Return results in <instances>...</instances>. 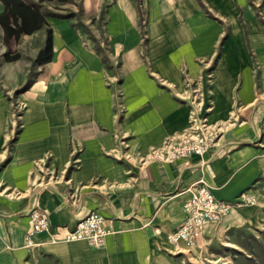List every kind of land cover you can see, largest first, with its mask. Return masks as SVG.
Masks as SVG:
<instances>
[{"label":"crops","instance_id":"0c3cea01","mask_svg":"<svg viewBox=\"0 0 264 264\" xmlns=\"http://www.w3.org/2000/svg\"><path fill=\"white\" fill-rule=\"evenodd\" d=\"M104 2L103 43L48 16L52 57L20 95L21 127L0 170V264H203L217 245L264 225V1L84 6L96 13ZM192 82L214 104L216 144L204 156L144 160L187 127ZM3 100L0 135L12 111ZM200 179L219 199L250 190L259 201L207 222L193 249L177 248L168 236ZM34 207L50 228L28 245ZM92 211L113 230L105 244L63 240Z\"/></svg>","mask_w":264,"mask_h":264},{"label":"rangeland","instance_id":"374dc122","mask_svg":"<svg viewBox=\"0 0 264 264\" xmlns=\"http://www.w3.org/2000/svg\"><path fill=\"white\" fill-rule=\"evenodd\" d=\"M262 1L264 0H261V5ZM43 5L45 9L63 15L65 19H70L72 25L75 24L76 29L80 30L87 40L97 43L105 41L103 29L105 2L96 13L84 6V0H55L45 2ZM53 17L60 18L50 16V18ZM140 24L142 29H145L144 16ZM46 36L47 30L42 29L20 38H7L0 25V93L4 103L12 104V111L8 119L4 120V132L0 135V170L11 157L14 142L21 127L20 116L24 106L19 98L37 76L39 68L35 65L34 59L45 42ZM188 88L186 100L190 108L195 107L197 115L208 117L214 104L206 95L205 85L198 87L196 82H192ZM196 94H199L197 98H195ZM209 123L215 131H218L219 136L220 126L210 120ZM214 249L216 254L210 256V260H205L203 264H264V225L241 233L240 238L236 239L234 244H219Z\"/></svg>","mask_w":264,"mask_h":264},{"label":"built area","instance_id":"2783aa9c","mask_svg":"<svg viewBox=\"0 0 264 264\" xmlns=\"http://www.w3.org/2000/svg\"><path fill=\"white\" fill-rule=\"evenodd\" d=\"M198 95L196 94L195 98ZM218 137V131L210 125L208 117L197 115L193 107L187 127L167 137L161 146L153 147L144 160L171 162L182 157L204 156L216 144ZM189 190L191 196L184 205L186 219L168 236L177 248L183 245L188 250L197 245L207 222L221 220L234 206L257 204L259 201L258 194L250 190L242 192L236 200L219 199L215 197L211 186L204 179L194 183ZM29 215L32 228L27 234V243L33 245L35 244L33 236L48 230L50 221L48 213L40 207L32 208ZM112 231L107 217L103 213L92 211L73 229L68 230L63 240H87L91 245L103 246Z\"/></svg>","mask_w":264,"mask_h":264},{"label":"trees","instance_id":"16d2710c","mask_svg":"<svg viewBox=\"0 0 264 264\" xmlns=\"http://www.w3.org/2000/svg\"><path fill=\"white\" fill-rule=\"evenodd\" d=\"M50 1L55 0H0V25L7 38H20L42 28L47 30L45 42L34 59L35 65L44 64L52 57V29L49 27L48 16L63 18V15L44 8L43 3Z\"/></svg>","mask_w":264,"mask_h":264}]
</instances>
